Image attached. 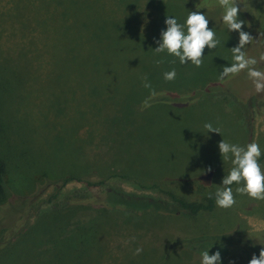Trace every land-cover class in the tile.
I'll return each mask as SVG.
<instances>
[{
  "label": "rangeland",
  "instance_id": "1",
  "mask_svg": "<svg viewBox=\"0 0 264 264\" xmlns=\"http://www.w3.org/2000/svg\"><path fill=\"white\" fill-rule=\"evenodd\" d=\"M7 1L0 0V6L7 7ZM158 1L52 0L58 6L47 11L46 21L58 34L54 59L47 65H4L11 70L2 77L8 101L0 140L5 182L17 196L35 191L25 208L17 200L12 208L0 206V264H70L72 226L81 234L89 226L78 223L77 208L47 211L43 205L69 177L79 180L63 187L66 194L81 188L83 180L121 175L156 186L145 191L148 195L167 199L161 193L166 191L202 203L232 167L220 156L221 140L242 147L255 142L264 153V92L255 91L246 70L219 78L222 68L233 63L236 45L207 3L223 9L216 0ZM237 3L242 30L248 32V18L254 40L244 51L259 58L264 54V0ZM196 11L206 15L219 41L215 49L205 48L201 67L156 54L165 19L175 17L183 25L188 12ZM67 48L81 57L70 59ZM255 67L264 71V61ZM173 69L175 79L162 89L200 94L177 107H140L144 93L155 83L169 82L164 73ZM145 76L151 88L144 87ZM206 123L219 128V134L207 133ZM258 162L264 170V157ZM108 183L136 192L123 179ZM231 187L236 203L227 209L214 202L211 211L195 215L100 212L95 222L104 228L97 234L102 253L89 264H200L207 250L209 255L219 251L221 264H249L264 249V201L237 194L236 184ZM191 238L198 239L168 252L162 262L165 243ZM137 248L143 251L134 255Z\"/></svg>",
  "mask_w": 264,
  "mask_h": 264
},
{
  "label": "trees",
  "instance_id": "2",
  "mask_svg": "<svg viewBox=\"0 0 264 264\" xmlns=\"http://www.w3.org/2000/svg\"><path fill=\"white\" fill-rule=\"evenodd\" d=\"M152 3L154 4L155 1ZM156 3L169 4V1L160 0ZM207 4L211 9L217 12V20L219 19V21L222 22L223 13L221 9L213 8L209 1ZM57 6V3L53 5L52 0H8L7 7L2 8V6H0V140L3 136V130L5 129L4 126H2L5 124L3 117L6 116V108L8 107L2 77L11 73L10 68L4 65L9 63H37L47 65L54 59L53 47L55 46L58 34L52 31L50 24L46 21V17L47 11L49 10L52 12ZM163 6H165V8L168 7V5ZM244 19L249 27L248 33L253 37L249 19L245 17ZM222 28L228 30L225 24ZM230 33L234 38L235 45H237L239 42L238 33L234 31ZM249 48L251 49L253 47ZM67 54L70 59L81 57V53L73 48H67ZM256 56H258L257 53L254 58ZM227 78L228 77L220 81H224ZM171 84L170 82L155 83L154 86L146 91L140 98L139 106L144 108V102L147 100L150 105L148 107L164 108V106H169L172 108L179 106L183 99L189 97L190 100H194L195 96L200 94V92H192V94L190 93L191 95H187L171 89H162L165 87L161 85ZM153 89L158 93L155 97L151 96ZM204 90L205 89H202L201 92L203 93ZM263 157L264 153L261 154L259 160ZM88 165H90V162L87 163V166ZM113 179L126 180L129 186L133 190L135 189L136 192L112 187L108 181ZM78 180L79 179L76 177L65 179L58 189L43 201V205H45V210L47 211L77 208L80 211L78 223H87L89 226L85 234L79 233L75 228L76 224L72 226L74 232L71 233V236L67 239L71 241V245L67 248L72 249L69 260L70 264H89L96 260L100 252L102 253V248H100L97 242V234L104 228L102 227L101 229L99 222H95L96 217H98L99 213L102 211H118L135 217H139L143 214L165 216L195 215L199 212L211 211L215 202V199H209V196L202 203L186 202L175 194L166 191H161V193H163L167 199L148 195L145 191L154 190L156 186L151 185L146 187L134 180L128 181L126 176L121 175L107 176L97 182L83 180L81 188L72 189L67 194L62 191L67 183ZM33 191L35 190L23 194V196H17L14 191L9 190L5 182V165L0 160V206L3 203H7L8 206L12 208L11 205L17 200L20 201L25 208L29 199L34 196L32 194ZM58 236L61 237V239H59L61 243V241L64 240L63 236L61 234ZM203 238L217 240L218 238L226 239L227 237L205 236ZM197 239L198 238H191L165 243L163 246L164 254L161 259L162 262H166L168 258L166 255H168V252H179L180 247L190 244ZM237 242L239 243L240 241ZM1 257L2 254L0 255V258ZM44 257L40 258L43 260ZM143 260V256H140V261ZM41 262L45 264L43 261Z\"/></svg>",
  "mask_w": 264,
  "mask_h": 264
},
{
  "label": "clouds",
  "instance_id": "3",
  "mask_svg": "<svg viewBox=\"0 0 264 264\" xmlns=\"http://www.w3.org/2000/svg\"><path fill=\"white\" fill-rule=\"evenodd\" d=\"M217 4L223 9L222 22L228 30L238 33L239 42L231 49L233 63L225 66L220 71V79L235 76L242 71H247L248 78L252 81L257 93L264 92V71L258 70L255 66L258 63L256 58L248 57L244 51L245 46L254 42L253 37L246 31H243L244 21L238 19L241 9L238 7L237 0H216ZM166 30L160 34V40L157 41L158 47L155 48L156 54L166 53L169 56L179 59L181 65L191 63L199 68L203 63L204 50L215 49L219 44L216 39V33L209 28V20L205 14L198 11L188 12L183 25L177 22L175 17L166 18L164 21ZM259 61H264V54H261ZM157 60L156 63H162ZM176 77L175 69L164 73L165 81H173ZM145 88H151L147 83V77L142 78ZM158 93L153 89L151 96L155 97ZM144 106H150L148 101ZM207 133L219 134L220 129L213 127L211 123L204 125ZM220 156L225 161H230L232 167L229 173L223 177L221 185L217 187L215 193H209V199H215L217 207L227 209L232 207L236 200L233 195L232 185L236 184V193L246 195L250 199L264 201V170L259 164L261 150L259 144L252 142L246 146L231 144L224 140L218 144ZM211 172V168L207 169ZM127 243V242H125ZM142 248L135 249L134 255H139ZM200 264H221L220 252L212 255L208 250L201 253ZM249 264H264V249L259 253V258L255 255L249 261Z\"/></svg>",
  "mask_w": 264,
  "mask_h": 264
},
{
  "label": "flooded vegetation",
  "instance_id": "4",
  "mask_svg": "<svg viewBox=\"0 0 264 264\" xmlns=\"http://www.w3.org/2000/svg\"><path fill=\"white\" fill-rule=\"evenodd\" d=\"M261 45H263V48H264V37L262 38ZM256 59L258 60V63H257V66H258V64H259L260 62H262V61H259V58H256Z\"/></svg>",
  "mask_w": 264,
  "mask_h": 264
}]
</instances>
